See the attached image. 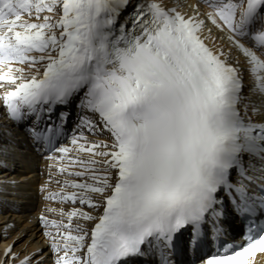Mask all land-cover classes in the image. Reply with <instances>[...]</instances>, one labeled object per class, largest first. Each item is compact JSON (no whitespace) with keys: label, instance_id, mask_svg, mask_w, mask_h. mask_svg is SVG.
I'll list each match as a JSON object with an SVG mask.
<instances>
[{"label":"snow or ice","instance_id":"obj_1","mask_svg":"<svg viewBox=\"0 0 264 264\" xmlns=\"http://www.w3.org/2000/svg\"><path fill=\"white\" fill-rule=\"evenodd\" d=\"M128 2L0 0V82L13 85L2 97L9 117L50 119L56 105L83 93L79 107L99 119L81 116L77 127L110 134L111 143L89 144L80 143L86 140L81 131L71 140L74 149H56L62 158L74 150L89 153L87 160L69 157L70 165L84 171L68 173L88 179L65 181L78 192L46 198L102 208L98 217L74 208L67 224L40 217L57 229L55 235L45 233L58 254L56 264H125L130 256L144 255V245L158 248L162 264H168L165 249L176 233L191 225L196 243L209 214L214 220L222 215L216 210L222 188L242 217L256 210L254 201L264 207V196L249 194L244 180L251 177L243 165L244 154L264 160V124L245 121L238 110L243 88L238 69L205 43L199 13L186 17L148 0L117 27ZM204 2L212 9L206 19L226 28L228 40L246 57L251 91L264 95V59L256 51L264 50V0ZM15 65H27L30 78ZM31 131L36 140L51 142L61 127ZM232 169L239 171L235 183ZM73 217L97 221L90 242L79 225L73 234ZM260 233L264 225L252 221L243 246H229L239 250L213 255L205 264H254L264 254Z\"/></svg>","mask_w":264,"mask_h":264},{"label":"bare ground","instance_id":"obj_2","mask_svg":"<svg viewBox=\"0 0 264 264\" xmlns=\"http://www.w3.org/2000/svg\"><path fill=\"white\" fill-rule=\"evenodd\" d=\"M161 2L164 3L168 8L172 5V3H174L175 5L179 6V9L184 12L186 16H195L197 15V13H200V16H198V18L205 20V27L202 32V38H205V43L214 51H223L226 57H234L238 60H242V58L236 52L235 48L226 39L224 32L213 28L212 25L209 24L206 19V14H203L205 13L204 8L201 9L202 6L198 5L197 2L192 1L193 3L191 2L190 5H187V3H185V1L183 0H161ZM194 3L195 6L192 7ZM181 5L182 7L185 6L186 10H183L182 7L181 9ZM209 29L211 31H209ZM25 76L27 78H30L29 70H25ZM40 170L41 168L32 171L21 170L20 172L15 173L13 176V178H18V180H22L25 177H30V181L28 183V187L31 190L30 199L26 205V208L21 211L20 214H18V222L16 218L17 215H13V217H11V214L0 216L1 224H6L9 220L12 219L16 221V229L10 231V237L7 239H2V247H10L11 251L15 252L17 255V257L13 260V263L21 262L25 259V257H28V262L30 264H38L36 260L39 253H43V255L46 256L45 259H49L51 255V250L49 249L48 245H46L45 237L42 234V229L39 225V221L36 219V215L39 212V209L41 208L42 204H44L41 202L38 195V184L43 182L41 179ZM7 175L8 173L6 171L0 172V177H6ZM85 207L87 208L76 207L75 209L78 208L85 212H90L94 217H98L100 209L90 208L87 205ZM60 208L62 209L63 207L60 206ZM95 221L96 220L84 221L82 218L77 217L76 222L79 223V226L88 228L89 226L93 225Z\"/></svg>","mask_w":264,"mask_h":264},{"label":"rangeland","instance_id":"obj_3","mask_svg":"<svg viewBox=\"0 0 264 264\" xmlns=\"http://www.w3.org/2000/svg\"><path fill=\"white\" fill-rule=\"evenodd\" d=\"M183 1H185V3H187V5H190L191 4V2H192V0H183ZM193 3V2H192ZM195 6V3L192 5V7H194ZM182 7V5L180 6V8ZM191 7V8H192ZM183 8V10H186V7L185 6H183L182 7ZM181 8V9H182ZM178 9H179V7H178ZM201 9H203V7L201 8ZM46 14V13H45ZM204 15H205V13H203ZM204 15H202V16H204ZM27 68V67H26ZM74 208V207H73ZM80 208V207H79ZM78 209V208H77ZM35 255H37V254H35Z\"/></svg>","mask_w":264,"mask_h":264}]
</instances>
